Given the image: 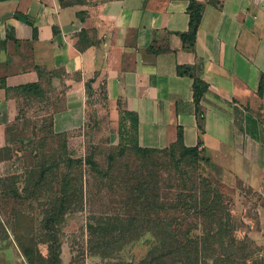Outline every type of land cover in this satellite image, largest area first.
<instances>
[{
    "label": "crops",
    "instance_id": "crops-1",
    "mask_svg": "<svg viewBox=\"0 0 264 264\" xmlns=\"http://www.w3.org/2000/svg\"><path fill=\"white\" fill-rule=\"evenodd\" d=\"M188 1L0 0V78L7 88L43 91L37 99L0 90V127L12 121L17 98L35 99L55 108L54 134L82 140L92 80V109L106 117L111 145L162 150L179 132L183 147L199 143L215 181L264 202V84L256 94L264 0H191L201 7L192 42L182 37ZM194 80L206 88L197 103ZM101 91L105 111L95 100Z\"/></svg>",
    "mask_w": 264,
    "mask_h": 264
},
{
    "label": "rangeland",
    "instance_id": "rangeland-1",
    "mask_svg": "<svg viewBox=\"0 0 264 264\" xmlns=\"http://www.w3.org/2000/svg\"><path fill=\"white\" fill-rule=\"evenodd\" d=\"M95 100L100 105L99 96ZM54 111L46 101L17 98L12 121L0 127V264H25L14 241L25 232L31 233L39 252L45 255V245L40 244L44 240L40 228L43 204L56 195L59 173L47 175L50 189L42 190L40 195L30 188L35 179H30L29 172L54 161L64 147L73 159L91 156L99 170L109 175L101 178L85 165L81 166L76 181V186L81 188V199L70 206L56 228L60 264H107L106 260L91 256L86 227L99 218L145 215L143 209L139 211L140 205L131 206L128 202L138 195L137 185L146 183L142 196L160 206L162 201L171 202L175 195H183L190 182L204 177L213 185L215 182L214 187L222 193L234 223L235 237H245L251 241L253 250L264 256V216L262 219L259 214L264 202L257 193L239 184L229 189L212 178L202 161L184 159L179 162L177 153L169 155L158 151L142 158L125 147L118 153L114 150L117 145H111L104 134L109 131L103 115L98 118L100 136L95 131L90 138L82 140L73 139L71 135L54 137L49 128ZM110 156L114 158L112 168L107 160ZM58 167L60 172L62 165L59 163ZM158 206L154 212H149L150 219L157 215L162 220V209ZM140 229L136 230L134 242L115 246L112 258L135 264L144 256L149 232L144 227Z\"/></svg>",
    "mask_w": 264,
    "mask_h": 264
},
{
    "label": "trees",
    "instance_id": "trees-1",
    "mask_svg": "<svg viewBox=\"0 0 264 264\" xmlns=\"http://www.w3.org/2000/svg\"><path fill=\"white\" fill-rule=\"evenodd\" d=\"M200 8V5L191 0L187 3V34L182 37L189 42L194 39L200 18ZM179 74L184 73L179 72ZM91 83L92 80L84 85L86 106L88 107L84 123L86 131L84 138L87 139L93 132L98 131L100 124L92 109L91 98L94 92L90 87ZM263 84L264 77L260 76L257 96L261 95ZM205 89L204 84L199 80L193 81L192 98L194 103L198 102ZM0 90L19 94L24 98L40 99L43 97V91L37 84L7 88L2 78H0ZM98 96L100 109L105 111L104 93L101 91ZM121 115L129 119V130L135 131L136 121L133 116L123 110H121ZM49 128L51 130L50 121ZM50 132L54 137H66L65 134H54L52 130ZM125 142H120L114 150L119 153L125 147L142 158L158 151L166 152L169 155L177 153L179 162L184 159H192L202 161L204 166H207L208 163L202 150H199V143L193 148L183 147L179 132L176 134L174 143L162 150L142 149L130 140H125ZM60 154H57L56 159L49 161L46 166H40L36 171L29 172L30 179H35L30 188L34 193L40 195L42 190L50 189V186L47 185V175L50 177L59 173V179L56 195L50 197L47 204H43L45 208L42 210L43 219L40 228L44 240L40 244L45 245V255L42 256L39 252L38 245L34 243L30 232L19 234L14 238L16 248L25 264H60L55 240L56 228L70 206L81 199V188L76 186L81 166L85 165L90 172L101 178L109 175L107 171H100L89 155L83 159H73L68 156L65 147ZM107 160L112 168L114 158L110 156ZM59 163L62 165L60 172H58ZM208 180V177H204L198 182H190L183 195H175L176 198L171 202L162 201L160 206L147 196H142L147 189L146 183L137 185L138 195H134L128 202L131 206L134 203L140 205L139 211L143 209L145 215L138 213L136 218L104 217L87 225L88 248L91 256L106 260L107 264H133L131 261L114 259L112 254L116 249L115 246H122L124 242H134L136 230L144 227L145 231L149 232L148 246L144 256L135 264H264V256L253 250L251 241L245 237L240 239L235 237L234 223L230 211L223 201V195L214 187L215 182L213 185L212 181ZM156 206L158 209H162V220L157 215L154 219L148 217L149 212H154ZM126 207L129 205L126 204ZM180 215L182 216L180 217Z\"/></svg>",
    "mask_w": 264,
    "mask_h": 264
}]
</instances>
